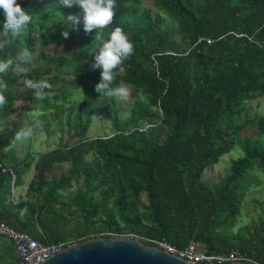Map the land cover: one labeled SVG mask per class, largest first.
<instances>
[{
  "label": "trees",
  "instance_id": "trees-1",
  "mask_svg": "<svg viewBox=\"0 0 264 264\" xmlns=\"http://www.w3.org/2000/svg\"><path fill=\"white\" fill-rule=\"evenodd\" d=\"M150 1L154 12L141 0H116L103 29L107 39L119 26L134 45L113 81L130 89L131 100L125 116L117 108L111 112L109 134L92 138V100L104 97L94 90L101 69L91 68L96 30L84 31L82 8L16 0L32 21L15 40L3 36L0 10V60L19 64L25 47L33 55L22 65L26 74L12 67L0 74L8 85V103L0 109V163L15 173L11 182L9 172L0 171V220L43 243L132 235L183 248L195 240L215 252L238 248L264 264V197L253 199L257 221L232 229L256 172L264 174V112L249 115L245 105L264 94V0ZM69 14L79 22L67 21ZM65 31L76 39L71 46H65ZM203 36L213 38L211 44L196 43ZM48 45L64 47L54 53ZM44 77L54 95L37 101L24 81ZM17 100L27 103V116L9 115ZM34 116L47 123L48 133L56 126L57 145L36 158L31 152L16 158L13 137ZM231 145L242 155L209 184L203 170ZM30 166L25 196L13 200L12 187ZM0 264L9 263L0 256Z\"/></svg>",
  "mask_w": 264,
  "mask_h": 264
},
{
  "label": "clouds",
  "instance_id": "clouds-1",
  "mask_svg": "<svg viewBox=\"0 0 264 264\" xmlns=\"http://www.w3.org/2000/svg\"><path fill=\"white\" fill-rule=\"evenodd\" d=\"M58 5L72 7L78 5L84 12L83 29L86 33L95 31L94 41L95 45L90 50V55H94V63L91 68H99L100 80L95 84V92L101 97L108 99L126 100L129 96V89L124 85L113 86V81L116 78L117 67L125 60L129 59L134 52L133 43L127 38L123 30L116 26L105 38L103 29L109 25L114 16V8L116 7V0H58ZM0 10L4 13L3 36L10 40H15L20 37L27 30V26L32 21V16L29 11L22 8L16 0H0ZM67 21L78 23L79 18L75 15L69 14ZM62 35L67 38L68 32L65 31ZM92 40V41H93ZM3 44H0V49ZM33 62V55L28 48H23L20 51V63H14L12 58H5L0 60V74L12 67L17 74H26L27 69L22 65H30ZM49 78L44 77L40 81H33L26 79L25 86L33 90V97L37 101H43L50 98L54 93L50 91L52 85L48 82ZM47 90V91H45ZM8 91V85L0 79V109L7 103V98L4 93ZM34 129L25 122L24 127L19 129L13 139L16 142H22L33 136Z\"/></svg>",
  "mask_w": 264,
  "mask_h": 264
},
{
  "label": "rangeland",
  "instance_id": "rangeland-1",
  "mask_svg": "<svg viewBox=\"0 0 264 264\" xmlns=\"http://www.w3.org/2000/svg\"><path fill=\"white\" fill-rule=\"evenodd\" d=\"M141 4L146 6L152 12L155 11V8L151 5L150 0H141ZM76 42V39L72 37H68L66 40L65 46H71L73 43ZM64 46L61 45H48L46 47L47 51L59 53L63 49ZM17 90H22L20 86L16 87ZM128 88V87H127ZM129 89V88H128ZM131 100V91L129 89V96L126 100H118V99H108V98H99L92 100V123L88 129L87 135L89 138L102 136L104 134L110 133V125L111 119L110 114L113 109L117 108V111L120 116H125L128 113L129 102ZM245 105L247 106L248 114L251 115L253 112H264V94L258 97H254L250 100L245 101ZM27 103L23 100H17L15 102L13 110L10 111L9 115L12 116H27ZM27 118V117H26ZM35 121L31 124V127L35 128L34 134L31 138L25 139L22 142H14L12 145L13 154L16 158H20L24 156L26 152H31L34 154L35 158L41 151H46L51 149L57 145L59 139V132L56 129V126L53 124L49 128V133L45 130L47 125L46 122H43L39 117H35ZM51 118V117H50ZM26 120V119H25ZM52 120V119H51ZM251 131V129H247L246 132ZM63 141V140H62ZM75 139L69 141V143H74ZM242 155V151L239 147H235V145H231L228 152L223 153L218 161L206 167L202 172V178L208 182L209 184L213 183L214 181L218 180L226 171L227 167L230 164L231 158H236ZM90 157V156H89ZM67 167V164L63 166ZM58 171V170H57ZM34 174L33 166L27 170L25 174L21 176V182H17L14 189L13 194L16 196L17 193H22L24 191L27 182ZM256 183L254 186L248 191L243 202L240 207V212L237 217V222L232 228L233 230L237 229L239 226L243 224H250L253 221H257L260 210L258 207L253 203L254 198H263L264 197V174L258 173ZM20 183L22 184L20 186ZM81 184V180L72 181L71 186L63 191L62 193H68L75 189L77 186ZM20 186V188H19ZM21 195V194H19ZM0 240L4 243H8V240L2 236H0ZM72 243V241L67 242Z\"/></svg>",
  "mask_w": 264,
  "mask_h": 264
},
{
  "label": "water",
  "instance_id": "water-1",
  "mask_svg": "<svg viewBox=\"0 0 264 264\" xmlns=\"http://www.w3.org/2000/svg\"><path fill=\"white\" fill-rule=\"evenodd\" d=\"M39 264H191L132 235H98L67 244ZM226 264H246L231 262Z\"/></svg>",
  "mask_w": 264,
  "mask_h": 264
},
{
  "label": "built area",
  "instance_id": "built-area-1",
  "mask_svg": "<svg viewBox=\"0 0 264 264\" xmlns=\"http://www.w3.org/2000/svg\"><path fill=\"white\" fill-rule=\"evenodd\" d=\"M201 40H204L206 44H211L213 38L204 36L198 37L196 43ZM0 171H8L11 175V181H14L15 173L11 168L0 163ZM0 236L9 239L12 242L14 250L18 256L16 264H39L64 247L61 242H40L29 233L20 231L3 220H0ZM150 241L152 242V245L175 254L191 264H226L231 262L260 264L252 259L248 254L235 247L226 252H215L213 250L206 249L195 240L189 241L183 248L175 247L174 245L168 243L164 238L150 239Z\"/></svg>",
  "mask_w": 264,
  "mask_h": 264
},
{
  "label": "crops",
  "instance_id": "crops-1",
  "mask_svg": "<svg viewBox=\"0 0 264 264\" xmlns=\"http://www.w3.org/2000/svg\"><path fill=\"white\" fill-rule=\"evenodd\" d=\"M29 180H28L27 184L29 183ZM21 185L22 184L20 183V186ZM20 186H19V188H20ZM26 187H27V185H26ZM26 187H25L24 191L21 190L22 193H17L16 196H14V194H13L14 187H12V190H11L12 197L11 198L13 200L16 199V198H18V197L24 198ZM19 194H21V195H19ZM0 256H1V258H4V261H6L9 264H13V263L16 264L17 263L18 256H17V254H16V252L14 250L13 244H12V242L10 240H8V243H4L2 240H0Z\"/></svg>",
  "mask_w": 264,
  "mask_h": 264
}]
</instances>
